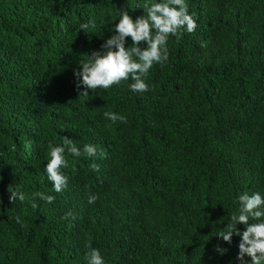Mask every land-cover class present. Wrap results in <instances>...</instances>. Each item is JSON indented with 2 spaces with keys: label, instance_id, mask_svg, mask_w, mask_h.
<instances>
[{
  "label": "trees",
  "instance_id": "1",
  "mask_svg": "<svg viewBox=\"0 0 264 264\" xmlns=\"http://www.w3.org/2000/svg\"><path fill=\"white\" fill-rule=\"evenodd\" d=\"M138 3L0 0V264H86L89 243L106 264H239V237L215 235L238 194L264 192V0H187L198 27L170 37L148 92L80 96L79 62ZM63 137L97 158L66 155L55 193L44 168ZM14 189L55 199L33 209Z\"/></svg>",
  "mask_w": 264,
  "mask_h": 264
},
{
  "label": "clouds",
  "instance_id": "2",
  "mask_svg": "<svg viewBox=\"0 0 264 264\" xmlns=\"http://www.w3.org/2000/svg\"><path fill=\"white\" fill-rule=\"evenodd\" d=\"M136 8L142 10V14L135 19L128 11H119V18L108 29L109 37L98 50L86 54L87 59L79 62V70L74 72V76L77 87L82 88L80 96H88L89 91H106L128 81H131L128 89L133 94L148 92L150 70L154 65L163 67L168 61L170 37L191 35L198 27L196 18L189 13L187 0H139ZM95 27L92 20L81 22L78 31L87 33ZM103 115L113 124L126 122V118L116 112H104ZM66 155L83 156L94 161L97 146L86 143L81 148L67 137H63L61 144L50 146L44 173L55 193L64 191L68 186V176L63 171L68 167ZM90 167L92 172L99 171L95 163ZM9 198L21 203L27 199L33 209L38 207L37 198L48 204L55 199L53 195L43 192L26 197L19 189L11 191ZM96 198L90 195L88 202L93 203ZM236 203V212L225 220V225L218 228L215 236L227 244H231L233 236L239 237L236 255L239 264H264V192L244 191L237 195ZM238 225L242 226V231ZM86 248V264H106L98 248L92 247L91 243ZM214 250L221 253L226 251L219 246Z\"/></svg>",
  "mask_w": 264,
  "mask_h": 264
}]
</instances>
